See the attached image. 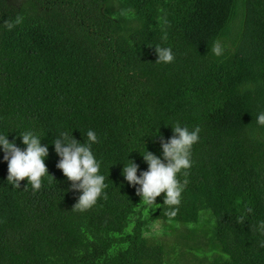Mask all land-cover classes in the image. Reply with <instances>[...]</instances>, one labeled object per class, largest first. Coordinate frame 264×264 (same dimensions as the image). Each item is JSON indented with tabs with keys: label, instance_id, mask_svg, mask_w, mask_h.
Wrapping results in <instances>:
<instances>
[{
	"label": "trees",
	"instance_id": "16d2710c",
	"mask_svg": "<svg viewBox=\"0 0 264 264\" xmlns=\"http://www.w3.org/2000/svg\"><path fill=\"white\" fill-rule=\"evenodd\" d=\"M261 112L264 0H0V133L39 134L53 177L15 188L0 162V264H264ZM177 121L201 131L173 217L120 172ZM89 129L107 188L79 211L51 143Z\"/></svg>",
	"mask_w": 264,
	"mask_h": 264
},
{
	"label": "clouds",
	"instance_id": "9594fccd",
	"mask_svg": "<svg viewBox=\"0 0 264 264\" xmlns=\"http://www.w3.org/2000/svg\"><path fill=\"white\" fill-rule=\"evenodd\" d=\"M20 22L21 19L17 18L14 23H7V28L11 30ZM154 51L157 57L155 62L171 63L174 60L169 47L157 46ZM212 51L219 56L222 54V47L214 44ZM257 123L264 125V112L257 115ZM169 126L172 136L166 142L159 132L155 136L160 138V156L148 151L146 147L143 153L137 151L147 165L146 170L141 171L138 176L139 166L128 159L127 155V163L121 162L123 166L120 174L129 186L135 187V194L149 206V210L150 206L156 204V198L163 193L162 205L168 207L167 215L174 217L178 210L175 206L180 204L181 194L188 183L186 178L181 183L178 175L182 173L187 177V170L191 167V149L199 141L201 129L196 126L190 130L178 121ZM85 135L87 142L81 143L73 138L72 132H61L51 143L59 157L56 168L71 182L64 192L80 193L72 207L79 211L94 206L107 188L105 176L100 173L101 161L92 150V145L97 143V134L89 129ZM17 136L23 148L16 144V137L10 141L8 133H0V152L3 153L0 162L7 164L6 181L12 187L20 188V182L26 180V185L30 184L34 192L38 191L43 177L47 175L53 179L44 163L48 156V144H42V137L32 130H26ZM261 225L264 226V221Z\"/></svg>",
	"mask_w": 264,
	"mask_h": 264
}]
</instances>
